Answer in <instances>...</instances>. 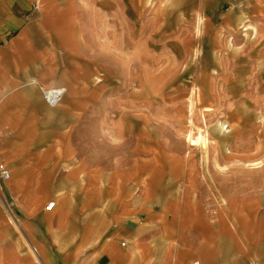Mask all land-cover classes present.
<instances>
[{"label": "crops", "instance_id": "1", "mask_svg": "<svg viewBox=\"0 0 264 264\" xmlns=\"http://www.w3.org/2000/svg\"><path fill=\"white\" fill-rule=\"evenodd\" d=\"M118 3L0 0V264H264V221L252 195H229L227 174L188 189L180 167L142 156L147 144L117 154L121 136L101 129L100 97L113 94L98 76L110 65L90 52ZM195 3L206 51L225 50L229 36L237 44L249 22L264 37V0ZM43 87L65 88L63 102L49 106Z\"/></svg>", "mask_w": 264, "mask_h": 264}, {"label": "rangeland", "instance_id": "2", "mask_svg": "<svg viewBox=\"0 0 264 264\" xmlns=\"http://www.w3.org/2000/svg\"><path fill=\"white\" fill-rule=\"evenodd\" d=\"M128 1L119 0L109 25L105 19L100 21L99 46L90 52L91 59L100 56L102 63L110 65L101 67L98 76L102 80L99 91L113 94L100 97L101 129L111 141L121 136L125 144L117 147V154L124 155L125 151L129 156L134 145L147 144L142 156H163L169 161L164 164V172L180 167L188 189L198 187L200 178L209 182L210 173L214 182L219 181L217 173L227 174L225 188L229 195H252L253 213L264 221V53L261 58L256 52L261 46L259 39L264 37L249 22L242 25L237 44L235 37L229 36L225 50L206 51L204 21L195 19V8L199 10L195 0ZM248 57L255 63L259 59L257 66ZM221 62L227 66L219 67ZM191 100L198 117L195 113L189 126ZM234 113L245 125L239 135L223 138L222 145H229L241 162L225 157L229 163L221 160L219 170L208 161H215L222 150L210 148L211 158L206 161L202 154H209L190 150L186 136L190 130L196 136L197 129H210L215 143H219L215 130L218 119L228 117L225 128H241ZM93 115H86L84 123H89ZM83 134L87 132L78 133ZM214 141L211 146L220 147ZM175 160L178 165L172 163ZM253 161L263 164L257 169L246 168L245 164ZM216 206L219 209L223 204L217 200Z\"/></svg>", "mask_w": 264, "mask_h": 264}, {"label": "bare ground", "instance_id": "3", "mask_svg": "<svg viewBox=\"0 0 264 264\" xmlns=\"http://www.w3.org/2000/svg\"><path fill=\"white\" fill-rule=\"evenodd\" d=\"M199 24H200V20H199ZM199 97L202 98V95L201 96L199 95ZM193 101L194 100H191L190 103L188 104V112H187L188 118L187 119H188L189 126L193 125L194 114L198 112V111L194 112V110H195L194 104L195 103ZM230 109H232V108H230ZM235 115L237 116V114H235ZM197 117H198V113H197ZM197 120H198V118H197ZM227 123H228V117H224V118H221V119L217 120L216 129L215 130L218 132L219 143L218 142L215 143V141H214L215 138H212V133H210V129L202 130L201 128H199V129H197L198 131H197V135L196 136L194 135L193 130H190L188 132L187 136H186L187 137L188 148L190 150H199V151H201V153L203 151H205L207 154H209L207 156H205L204 153L202 154L203 155V159H205L206 161H207V159L211 158L210 157V148H220L222 150V151H220L219 155L215 156V161H214L215 167L217 169H219V170L222 168V166H220L221 164H219V160H218L219 158H221V156H222V159L226 157L227 160L228 159H236L237 162H241L240 159H239L240 157L234 156V154L231 152L232 150L231 151L229 150V148H230L229 145H222V142L224 141L223 138L230 137V136L233 137L234 135L235 136L239 135V133L241 132L242 127H244V125H245V122L241 118H239V117L237 118V124H242L240 129L239 128H235V126H232V128H228V127L225 128V126H227ZM225 130H228V132H225ZM209 141H210V145L208 144ZM212 141H214L213 143H215V145L216 144L220 145V147L211 146L212 145ZM204 148H207V149L204 150ZM217 160H218V162H217ZM262 164H263V161H253L252 163L245 164V166H246V168L249 167L251 169H257V168L261 167Z\"/></svg>", "mask_w": 264, "mask_h": 264}, {"label": "built area", "instance_id": "4", "mask_svg": "<svg viewBox=\"0 0 264 264\" xmlns=\"http://www.w3.org/2000/svg\"><path fill=\"white\" fill-rule=\"evenodd\" d=\"M41 90H42L43 99L51 107H56L60 105L63 102L66 95V89L62 87H51V88L43 87ZM9 177H10L9 170L3 168L2 178L8 179ZM54 205H55L54 202L50 203L48 206H46V210H52ZM191 264H202V263L199 260H194L191 262Z\"/></svg>", "mask_w": 264, "mask_h": 264}]
</instances>
